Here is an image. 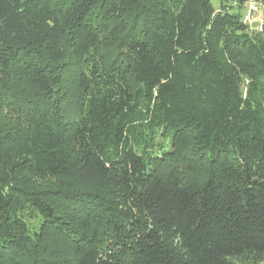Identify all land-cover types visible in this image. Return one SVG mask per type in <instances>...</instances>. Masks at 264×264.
Instances as JSON below:
<instances>
[{
	"label": "trees",
	"instance_id": "16d2710c",
	"mask_svg": "<svg viewBox=\"0 0 264 264\" xmlns=\"http://www.w3.org/2000/svg\"><path fill=\"white\" fill-rule=\"evenodd\" d=\"M228 1L0 0V264H264V19Z\"/></svg>",
	"mask_w": 264,
	"mask_h": 264
},
{
	"label": "rangeland",
	"instance_id": "374dc122",
	"mask_svg": "<svg viewBox=\"0 0 264 264\" xmlns=\"http://www.w3.org/2000/svg\"><path fill=\"white\" fill-rule=\"evenodd\" d=\"M235 1L234 0H229L227 5L231 6L232 8L229 9L230 13H235L236 8L234 7ZM211 5L212 7L217 10L220 7V0H211ZM241 14L243 16V21L244 19L248 16V8H249V3L246 4L245 7H243ZM264 19V7L261 5H257V9L255 11H252L251 14H249V19H248V26L249 30L251 32H257L260 30L261 25L263 23Z\"/></svg>",
	"mask_w": 264,
	"mask_h": 264
},
{
	"label": "built area",
	"instance_id": "2783aa9c",
	"mask_svg": "<svg viewBox=\"0 0 264 264\" xmlns=\"http://www.w3.org/2000/svg\"><path fill=\"white\" fill-rule=\"evenodd\" d=\"M248 3H249L248 16L243 21L245 24H247L248 22L249 14H251L252 11H255L257 9V4L253 0L248 1L247 4Z\"/></svg>",
	"mask_w": 264,
	"mask_h": 264
}]
</instances>
